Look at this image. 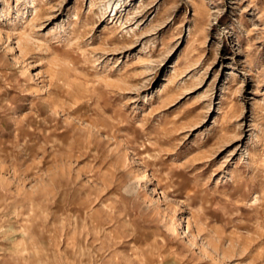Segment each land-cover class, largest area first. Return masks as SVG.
Returning <instances> with one entry per match:
<instances>
[{
    "label": "rangeland",
    "instance_id": "374dc122",
    "mask_svg": "<svg viewBox=\"0 0 264 264\" xmlns=\"http://www.w3.org/2000/svg\"><path fill=\"white\" fill-rule=\"evenodd\" d=\"M0 264H264V0H0Z\"/></svg>",
    "mask_w": 264,
    "mask_h": 264
}]
</instances>
